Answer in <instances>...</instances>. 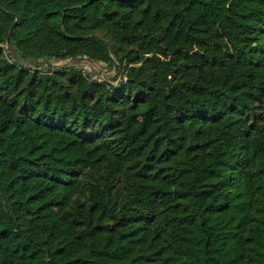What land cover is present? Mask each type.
<instances>
[{"label":"trees","instance_id":"1","mask_svg":"<svg viewBox=\"0 0 264 264\" xmlns=\"http://www.w3.org/2000/svg\"><path fill=\"white\" fill-rule=\"evenodd\" d=\"M99 29L116 83L50 64ZM4 41L0 264H264V0H0Z\"/></svg>","mask_w":264,"mask_h":264},{"label":"rangeland","instance_id":"2","mask_svg":"<svg viewBox=\"0 0 264 264\" xmlns=\"http://www.w3.org/2000/svg\"><path fill=\"white\" fill-rule=\"evenodd\" d=\"M96 32L105 37L107 40H109L112 45L116 48L115 52H111V54L109 55L110 59H105L103 62L99 61V60H92L84 55L81 56H76L73 58H66V59H62V60H51L50 64H52L54 67L55 65H60V64H72L74 66L80 67L84 70H86L87 72H89V74L92 77H97V78H105V79H109L111 80L113 83H116V81L119 79L117 78V69L115 68L114 64H113V59L119 58L121 55H125L126 57H131L132 55H126V54H131L129 51L136 49L135 45H127V44H116L111 37L105 33L104 29H99L96 30ZM0 46L1 48L3 47L2 51H1V56L6 57L8 59H12V55L9 51V47H8V43L7 42H0ZM42 58H40L38 60L39 63H42ZM115 63V61H114ZM140 63V61H139ZM26 64H29V62H26ZM46 63L41 64L42 66H45ZM214 74L217 77H220L224 71L225 68L221 67V66H214L212 68ZM82 171H84L86 173V175L84 176V180L85 181H95L98 182L101 180V182L103 181V178L105 176L106 173V167L104 166H100V167H84L83 169H81ZM114 186L112 187L111 191L108 192L107 194V198L110 200V203L115 204V205H120L122 203V201L126 198L127 196V191L124 189V182H126V178L125 175L123 173L118 174V176L116 178L113 179ZM97 185L100 187L101 184ZM88 197V194H86L85 196L82 195L78 198V200H72L68 206V210L74 215L75 213L78 214L79 210L81 209L79 206V201L82 202L83 200H85Z\"/></svg>","mask_w":264,"mask_h":264},{"label":"built area","instance_id":"3","mask_svg":"<svg viewBox=\"0 0 264 264\" xmlns=\"http://www.w3.org/2000/svg\"><path fill=\"white\" fill-rule=\"evenodd\" d=\"M101 79H104V78H101Z\"/></svg>","mask_w":264,"mask_h":264}]
</instances>
